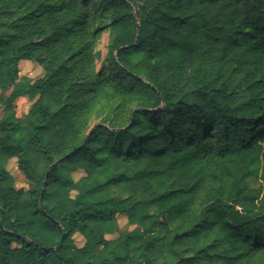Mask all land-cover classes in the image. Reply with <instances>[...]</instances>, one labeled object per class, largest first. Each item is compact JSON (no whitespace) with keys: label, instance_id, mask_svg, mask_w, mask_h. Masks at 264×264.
<instances>
[{"label":"trees","instance_id":"16d2710c","mask_svg":"<svg viewBox=\"0 0 264 264\" xmlns=\"http://www.w3.org/2000/svg\"><path fill=\"white\" fill-rule=\"evenodd\" d=\"M0 106V264H264V0H0Z\"/></svg>","mask_w":264,"mask_h":264},{"label":"rangeland","instance_id":"374dc122","mask_svg":"<svg viewBox=\"0 0 264 264\" xmlns=\"http://www.w3.org/2000/svg\"><path fill=\"white\" fill-rule=\"evenodd\" d=\"M107 44V33L102 34V38L100 42L97 45L96 52L98 54L97 60H96V70H99L100 65L103 62L104 54H105V47ZM19 68V75L20 78H25L30 81H35L38 78H41L44 74V71L42 67L37 65L34 62H29V61H21L18 65ZM31 105V102L27 98H19L15 101L14 103V108H15V113L17 117H22L26 112L28 111L29 107ZM3 112H2V107L0 106V118L2 117ZM31 162L33 164V167L38 171V173L42 174L44 172V161L41 157L39 156H34L31 157ZM6 170L8 173L12 176L13 181H14V186L16 189H27L28 188V183L24 176L19 172L17 168V160L12 159L9 160L8 163L6 164ZM73 179H78L79 177L82 176L81 172H75L72 174ZM246 184L249 187H257V182L253 179H249L246 181ZM52 188L49 189L51 191ZM29 203V198L28 196H24L21 201V206H25ZM117 222L119 226V231L123 234H127L133 230V227H130L126 224V218L122 215L117 216ZM116 235L112 236H106V239H113L115 238ZM75 244L77 246H81L83 243V240L80 236H75L74 238Z\"/></svg>","mask_w":264,"mask_h":264}]
</instances>
